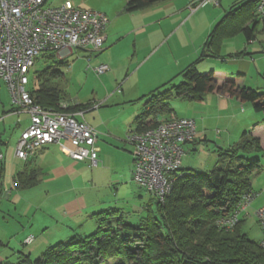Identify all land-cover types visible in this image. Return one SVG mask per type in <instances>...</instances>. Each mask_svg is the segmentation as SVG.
Listing matches in <instances>:
<instances>
[{"label": "rangeland", "instance_id": "rangeland-1", "mask_svg": "<svg viewBox=\"0 0 264 264\" xmlns=\"http://www.w3.org/2000/svg\"><path fill=\"white\" fill-rule=\"evenodd\" d=\"M62 1L49 0L51 5H58ZM71 1L80 8L104 13L107 18L105 33L108 38L101 51L93 53L89 58L81 50L74 51L71 55L62 58L63 63L59 68L63 73L54 82L60 90L65 104L90 107L83 113L86 121L91 122L92 125L97 121L107 124L106 126L111 132L125 138L127 129H130L128 126H134V118L142 110V99L139 97L160 87L163 83L159 78L150 76L149 73L159 69L160 62L164 61V56L169 51L168 45H172L176 37H186L188 45L194 48V60L200 53L211 28L236 0H220L219 5L212 1L165 0L133 12L124 11L126 0ZM168 2H172L169 7L173 11L172 16L163 18L164 11L167 9L165 3ZM157 6L162 7L159 8L160 11L156 10ZM263 18L264 14L256 22L252 41H247L243 33H236L226 38L221 45L220 58L209 57L200 61L197 65L199 72L209 70L212 66L210 64L213 63L221 68H226L227 73L241 72L243 74L242 85L264 90ZM209 20L214 22L212 21L213 23L209 25L210 29L207 30ZM140 28L146 29L147 32L154 31L152 44L164 43L165 40H158L165 37V34L171 30L175 36L169 44L161 47L153 58L139 68L138 65L144 56L143 48L146 45H152L151 43L145 45L141 40L142 36L134 35L133 32ZM237 52L242 53L237 55ZM158 55L161 56L158 57ZM52 64L53 61L46 56L38 57L28 73L26 88L28 90L37 89L39 81L36 73L52 66ZM100 64H106L108 69L97 74L96 67ZM44 75L47 77L48 73H44ZM180 80L181 78L178 76L173 80V83H178ZM0 84V108L3 103L4 109L8 110L11 107L10 95L2 80H0ZM142 88H146V91L139 96L135 95ZM162 88L164 87H160L159 90ZM229 99L218 98L215 92L207 93L201 100H188L176 96L170 99V106L174 113L178 117L192 119L196 126L195 136L186 146V152L180 160L181 167L201 172L211 170L218 162L219 149L234 145L243 130L252 131L253 124L262 119V113L254 111L250 103H246L242 109L240 102ZM95 104H99V106L95 107ZM63 106L65 107V105ZM83 115H79V117L83 119ZM18 117L21 118V126H15ZM23 120V114L13 113L6 117L4 125L0 124V137L3 141L7 140L11 149H14L15 143L24 129ZM258 132L260 133V130ZM62 141L60 142L61 147L68 142ZM246 158L249 160L258 158L260 167L248 173L255 197L245 211L240 213L239 219L244 218L242 229L247 236L258 242L262 232L255 211L264 204V137L261 142V150L247 153ZM92 169L90 167L84 169V181H78L79 186L83 187L78 189L77 193L81 194L80 196H83L88 204L95 203L93 211L102 209L101 206L121 208L131 222L137 221L144 215L143 206L151 198L148 191L138 187L132 181V177L124 183L122 180V183H117L111 172L102 175L100 184L89 185L87 177ZM1 192L0 188V254L5 255L7 261L16 263L20 255H28L34 259L41 255L49 245L57 242L56 240L51 241L49 238L50 228L46 226L48 220L43 222V215H40L39 212H37L38 217L37 214L33 216L35 208L28 215L21 212L25 197L22 202L16 205L10 201L9 197L1 195ZM35 198L37 199V197ZM48 203H50V199L45 204ZM55 207L56 205L49 204L47 210L51 211ZM45 208L46 206H43L44 211H46ZM83 214L82 224L84 229L88 230V225L94 221L92 222L91 216L87 217L84 212ZM36 224L40 226L38 227L39 232L43 230L44 234L42 236H39V233L30 234L34 240L31 244H25L21 237V231L25 229V231L37 232ZM93 230L94 228L85 233H90Z\"/></svg>", "mask_w": 264, "mask_h": 264}, {"label": "trees", "instance_id": "trees-1", "mask_svg": "<svg viewBox=\"0 0 264 264\" xmlns=\"http://www.w3.org/2000/svg\"><path fill=\"white\" fill-rule=\"evenodd\" d=\"M162 1L126 0L124 11L142 10ZM256 5L257 0H236L211 28L198 56L177 75L181 80L173 83V77L160 85L164 87L161 90L157 87L140 97L143 110L135 116L132 128L142 131L154 127L161 117L173 114L169 102L173 96L201 100L211 92L250 103L254 111L262 113L253 126L264 125V90L242 85L241 72L231 74L214 68L199 72L197 68L206 58H220L226 38L243 33L247 41L254 39L256 22L262 17ZM47 58L53 61L52 66L36 73L39 87L29 90L34 101L57 112L84 110L85 105H62L66 102L54 81L63 73L59 68L63 62L54 55ZM257 150H261L260 137L243 130L234 145L219 149L218 162L211 170L180 167L163 202L149 193L145 213L137 221H129L121 208L102 209L91 214L95 222L92 232L49 245L34 259L20 255L16 263L4 258L0 264H264L259 241L250 239L242 229L244 218L232 228L218 222L235 211L245 193L252 192L248 173L260 163L258 158L247 159L246 154ZM3 172L0 160V180ZM39 180L33 172L14 178L18 188L33 186Z\"/></svg>", "mask_w": 264, "mask_h": 264}, {"label": "built area", "instance_id": "built-area-1", "mask_svg": "<svg viewBox=\"0 0 264 264\" xmlns=\"http://www.w3.org/2000/svg\"><path fill=\"white\" fill-rule=\"evenodd\" d=\"M202 1L219 3L199 0ZM256 12L264 14V0H257ZM106 24L104 13L80 8L71 0L58 5H51L49 0H0V80L5 83L15 110L29 117L16 143L17 158L26 159L38 147L66 140L72 159L87 160L91 167L100 164L95 145L97 132L84 119L77 118L81 112H57L43 107L34 101L26 85L28 73L40 56L62 59L81 50L89 58L99 52L106 39ZM107 69L106 64H100L96 73ZM195 133L192 119L174 113L161 117L154 127L142 131L129 129L125 141L131 147V176L136 185L163 202L172 190L186 145ZM254 197L253 192L245 193L235 211L218 222L232 228ZM255 215L262 232L259 244L264 249V204ZM33 239L28 235L24 242L29 244Z\"/></svg>", "mask_w": 264, "mask_h": 264}, {"label": "crops", "instance_id": "crops-1", "mask_svg": "<svg viewBox=\"0 0 264 264\" xmlns=\"http://www.w3.org/2000/svg\"><path fill=\"white\" fill-rule=\"evenodd\" d=\"M171 3L172 2L165 3L167 9L164 11L163 18L172 16L171 13L173 11L170 10L169 8ZM219 4H220V0H219ZM155 8L156 10L160 11L159 8L162 7L157 6ZM212 21L213 20H209L207 22L208 23L207 30L210 29L209 25H211L214 22ZM153 32H154L153 30L147 32L146 29L140 28L133 33H135L134 34L135 36H142L141 40L146 45V43L147 44L153 43V39H152V36H154L152 34ZM165 35H166L165 37L158 40V41L165 40L164 43L160 42L158 45L152 44L151 46L146 45V47L143 48L144 56L142 57V62L138 65L139 68L142 65H145L151 58H153L161 47H163L165 44H169V42H171L172 38L175 36V33L173 32V30H171ZM107 38L108 36L106 34L105 41H107ZM174 40L175 41L172 43V45H168L169 51L164 56V61L160 62L159 69L149 73L150 76L152 75V77L159 78L163 83L167 79L169 80L173 77L175 78L178 77L177 75L181 72V70L193 60L194 48L191 45H188V39L183 36L182 38L176 37ZM160 56L161 55H158V57ZM210 65H212L210 66L211 68L217 70L223 69L225 71H228L226 68H221L216 64L211 63ZM0 90H1V84H0ZM145 91L146 88L139 89L138 93H136L135 95L139 96L141 93ZM216 95L218 98H230L229 100H235L231 97L222 96L219 93H216ZM0 102H1V96H0ZM1 104L2 106L0 108V124L2 123L4 125L6 117L9 116L10 114L18 113L20 115L23 114L24 116L23 127L25 128L28 125L29 117L26 113L22 111H16L12 104L10 109L5 110L3 107L4 104L3 103ZM240 104L242 109L244 108V105L246 106V103L244 104L240 103ZM98 106L99 104H95V107ZM88 107L80 111L81 116L85 112V109H87ZM141 109L143 110L142 106ZM77 118H80L79 115H77ZM83 119L85 120L84 115H83ZM86 122L90 124L97 132L96 134L97 140L95 145L98 148V157L101 162L96 167L89 166L87 160L72 159L68 155V151H67V148L70 147V144L68 142L67 143L64 142L66 144V145H62L64 148L60 146V142L49 143L47 145L38 147L32 156L26 159H21L15 156V147L17 142L15 143L14 149H11L8 146L7 140L3 141L0 137V154H1L0 160H2L3 168H4V172H3L4 175L0 180V188L2 191L1 195L9 197L10 201L16 205L22 202V200L25 197V201L21 212L24 215H28L30 214L32 209L35 208V211H33V216L37 214L38 217L37 212H39L40 215H43L42 217L43 222L45 220H48L46 226H49L50 228L48 235L51 241H55V240L57 242L64 241L74 234L77 233L84 234L85 232L93 228L95 229V222H93L94 219L92 217L90 218L93 223L90 222V224L87 227L88 230H85L84 225L82 224L83 223L82 217L84 216L83 212L85 213V215L87 214V217L91 216V214L95 212L93 211L94 210L93 206L95 205V203L93 202L92 204H88L86 200L83 199V196H80L81 194L79 195V193H77L78 189L83 187V186H79L78 181L79 182L84 181L83 175L85 168L86 169L89 167L91 169L94 168L91 170V173L88 174L87 177V181H88L87 184L89 185L96 186L97 184H100L102 175H104V173L106 172H111L114 180H116L117 183L119 182L122 183V181L124 183L127 181V179H130V177H132L131 176L132 152H131V147L126 143L125 138H123L119 134H115L111 132L108 129V126H106L107 124L105 125L97 121L95 122V124L92 125L91 122L88 121ZM21 124H22L21 118L18 117L15 126H19V125L21 126ZM128 127L130 129L132 128L131 125H129ZM258 130H260V133L258 132ZM127 132L128 131H126V133ZM252 132L253 134L259 136L262 142V139L264 137V125H260L258 127L253 126ZM30 172H33L36 175L38 174L40 180L33 186L18 188L14 181L15 176L19 173L29 174ZM35 197H37V199ZM35 199L36 201H34ZM48 199H50V203L45 204L48 202ZM51 203L53 205H56V207L54 209H51V211H48L47 209L49 208V204L52 205ZM42 205L46 206L45 210L48 213L43 210ZM101 207L102 209H106L104 208L105 206H101ZM35 226H37L36 227L37 229L38 227H40L38 224H36ZM23 230L24 231H21L22 232L21 237L23 238V241L24 238L30 234L33 235L34 233H39L38 235L42 236L45 232L43 230L42 232H39V229L37 232L25 231V229ZM4 258L5 255L0 254V261L3 260Z\"/></svg>", "mask_w": 264, "mask_h": 264}]
</instances>
